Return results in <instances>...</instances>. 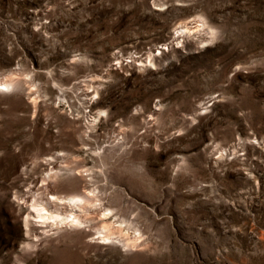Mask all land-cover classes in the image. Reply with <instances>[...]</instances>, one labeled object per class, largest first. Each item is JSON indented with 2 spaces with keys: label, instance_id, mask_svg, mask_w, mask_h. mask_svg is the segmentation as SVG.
I'll return each mask as SVG.
<instances>
[{
  "label": "rangeland",
  "instance_id": "rangeland-1",
  "mask_svg": "<svg viewBox=\"0 0 264 264\" xmlns=\"http://www.w3.org/2000/svg\"><path fill=\"white\" fill-rule=\"evenodd\" d=\"M0 81V264H264V0H0Z\"/></svg>",
  "mask_w": 264,
  "mask_h": 264
},
{
  "label": "bare ground",
  "instance_id": "bare-ground-1",
  "mask_svg": "<svg viewBox=\"0 0 264 264\" xmlns=\"http://www.w3.org/2000/svg\"><path fill=\"white\" fill-rule=\"evenodd\" d=\"M6 85L7 83L5 81H0V88ZM55 175H56L55 172L49 171L47 172L46 176L42 178V181L43 180L48 181V179L50 178L52 179V177H54ZM92 200L93 198L89 197L88 194L76 193V192L75 194H66V195H61L55 192H51L44 199H39L36 195H33L30 202L31 209L28 211L25 221L27 223L30 222L28 215L33 214L35 217H37V219L35 220L37 221V225L39 226H45V224H50V223L51 224L55 223L56 225H58V223L61 224L69 223L72 225H78L81 222H83L82 217L76 212L72 210H68L67 207H70L72 209V207L74 206L76 207L83 206L85 203H92ZM58 204L61 205V207L64 206V208L59 209L58 207H56V205ZM48 206H50L51 209ZM109 210L107 208H104L103 211L101 212V215L103 217H107L109 214ZM120 230H121L120 226H114L108 222H103L101 224V228L98 230L101 232V234L98 237L101 240V242H108L113 237V234L119 232Z\"/></svg>",
  "mask_w": 264,
  "mask_h": 264
}]
</instances>
